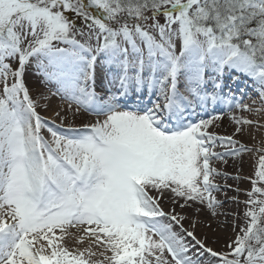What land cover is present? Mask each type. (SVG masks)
<instances>
[{
	"label": "snow or ice",
	"instance_id": "6c2138e0",
	"mask_svg": "<svg viewBox=\"0 0 264 264\" xmlns=\"http://www.w3.org/2000/svg\"><path fill=\"white\" fill-rule=\"evenodd\" d=\"M30 74L97 119L50 124ZM235 112L264 118V0H0V264H264V138H234L264 122ZM245 153L216 251L176 206L227 216L213 164Z\"/></svg>",
	"mask_w": 264,
	"mask_h": 264
},
{
	"label": "bare ground",
	"instance_id": "6f19581e",
	"mask_svg": "<svg viewBox=\"0 0 264 264\" xmlns=\"http://www.w3.org/2000/svg\"><path fill=\"white\" fill-rule=\"evenodd\" d=\"M39 78L34 77L31 74L27 81L28 86L32 90L34 98L38 99L40 102V107L38 111L41 116L44 117L50 124L55 121V125L60 124L59 118L55 117V112L64 109L62 115L66 114V123L71 122L76 126H80L87 122H94L97 117L90 115L86 112L81 111L79 114L74 115L73 111H67V105L62 101L58 96H52L49 91L50 86H45L38 82ZM99 82V81H98ZM54 90V89H52ZM99 90V89H98ZM43 93L44 96H47L48 99H43L39 94ZM252 95V93H249ZM246 103H251L250 100H245ZM48 107L45 108L44 106ZM219 110H217V114ZM237 116L243 115L248 119H261V122H264V118L252 116L248 113H234ZM201 115H205L201 113ZM102 119V117H101ZM219 124L218 127H213L210 131H214L219 136H231L235 131L236 125L231 122L229 119V114L224 113L223 119L217 121ZM246 127V131L241 133L234 138L239 140L242 144L247 147L259 146V142L264 138V129L256 131L253 128ZM216 151L223 152L225 149L218 148ZM255 163V157L252 154L245 153L242 157H229L227 158V163L223 161H215L213 166L217 168L218 171L222 173H227L229 178L225 180L223 177H217L215 182L227 192V196L224 195V192L214 193L218 200L224 201V208L219 209V213H228L227 216L218 214L216 217L211 216L210 212L206 208L197 213L194 209L182 210L179 206H176V211L180 214L187 217L183 221L184 227L189 230H193L191 225L193 222H196V228L194 229L197 237L205 242L208 247L213 248L216 251H226L225 245L230 243L232 239L235 238L239 228L243 226V211L244 205L241 203L237 206L232 200L231 197L237 196V193L234 191L235 188L239 187L241 192L239 193L238 198L243 201L247 199L244 195V190H250L251 184L246 179L247 177L253 174V165ZM240 176L241 179L239 183L232 179V177ZM230 185L231 187H226ZM165 210H169L171 207L170 202L164 204ZM238 214V215H237ZM211 225V227H209ZM235 226V231L233 230Z\"/></svg>",
	"mask_w": 264,
	"mask_h": 264
}]
</instances>
